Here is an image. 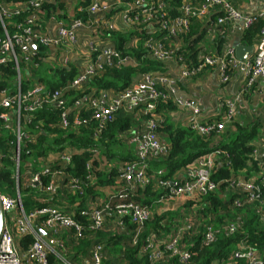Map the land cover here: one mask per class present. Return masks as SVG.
Returning a JSON list of instances; mask_svg holds the SVG:
<instances>
[{
	"label": "built area",
	"instance_id": "obj_1",
	"mask_svg": "<svg viewBox=\"0 0 264 264\" xmlns=\"http://www.w3.org/2000/svg\"><path fill=\"white\" fill-rule=\"evenodd\" d=\"M57 1L64 4L61 12L58 9L45 17L42 5ZM78 1L29 0L13 5L0 0V67L10 66L15 72L10 85L0 89V138L12 137L9 146H0V172L6 169L4 160L9 159L15 189L13 196L0 194V264H126L125 249H137V259L145 257L146 264H171L174 257L185 264L196 251L214 243L219 233L214 226L203 224L199 209L190 208L189 215L180 214L169 222L162 221L161 227L169 228L167 233L159 229L147 232L145 224L154 214L160 215L159 210L167 212L163 209L165 203L198 204L205 195L218 192V185L211 180V170L219 152L197 159L178 180H160L161 171L148 176V162L165 157L170 151L158 131L162 115L156 102L169 101L183 113V125L202 136L223 130L232 117L233 103H226L227 111L221 121L210 124L208 120L218 113L203 114L194 99L177 96L176 81L166 73L165 64L178 67L179 79H194L205 72V67H212L208 69L210 75L216 71L219 82L224 85L240 74L244 92L256 84L264 85V25L253 53L243 62L235 58L232 47L221 57L199 55L198 63L189 67L173 45L166 46L162 38L147 37L144 41L147 56L162 64L163 73L137 74L123 90H100L94 95V91L86 92L88 82L105 66L137 64V60L121 55L115 44L104 43L111 40L112 32L125 33L143 26L147 34L165 31L173 38L187 32L188 20L167 21L158 16L163 9L160 2L155 5L149 0H135V4L117 11L122 0H91L82 12L87 13L84 21L75 11H83ZM211 6H219L223 12L219 23L230 22L239 32L248 29L256 16L264 24V9L240 11L228 0H204L199 7L185 5L183 10L185 16H197L204 21ZM113 10L115 13L108 19L106 14ZM23 11L31 13L24 22L15 24L10 33L3 19L19 16ZM63 14L66 16L60 17ZM46 23L52 27H47ZM136 41L125 47L135 45ZM31 43L37 45L36 50L31 48ZM39 48L43 49L41 55L44 56H38ZM36 59L42 63L57 62L61 67L72 65L77 69L76 75L61 88L49 90L37 82L36 72L33 73L40 65ZM21 67L25 72L24 80ZM2 75L0 69V81H5ZM46 107L62 111L55 125L61 130L78 132L94 122V139L101 137L120 110L133 114L136 124L131 130L120 133L119 138L131 147L134 160L117 165L115 186L105 190L104 198L81 199L92 178L87 176L83 181L68 172L78 152L76 148L66 147L50 153L47 158L24 160L23 155L29 153L27 145L36 142L44 132L42 123L36 121V113ZM171 112L166 113L169 118L174 116ZM69 113H73L70 120L67 119ZM81 113L87 114L81 117ZM253 157L260 164L256 176L226 181L224 206L233 214L222 226L226 236L242 229L244 216L237 214L241 207L255 203L264 206L261 198L264 150L259 155L254 151ZM152 177L157 180L155 189L163 192L154 210L129 200L138 196ZM43 178H48V182L44 183ZM23 189H35L41 196L34 199L36 204L27 207L28 212L20 192ZM256 213L264 226V208H257ZM110 237L123 238L124 250L119 254L109 252L113 247L112 243L107 248ZM25 239H31L26 247L22 244ZM86 240L90 243L80 250L85 252L78 253L76 250ZM212 264H264V253L241 245L226 260H214Z\"/></svg>",
	"mask_w": 264,
	"mask_h": 264
},
{
	"label": "trees",
	"instance_id": "obj_2",
	"mask_svg": "<svg viewBox=\"0 0 264 264\" xmlns=\"http://www.w3.org/2000/svg\"><path fill=\"white\" fill-rule=\"evenodd\" d=\"M4 1L16 5L29 0ZM146 1L144 0V2ZM228 1L236 10L241 11L245 9H240V3L244 2V0ZM90 2L91 0H79V7L83 11L80 12L75 9L78 12L77 17L82 18L84 21L87 19V13L82 12H84V8ZM149 2L155 5L159 2L163 4L161 14L158 16H162L167 21L186 18L188 20L187 32L178 34L173 38L165 31L147 34L143 26H139L136 30L130 29L125 33L112 32L111 39L114 40L116 50L123 56H129L133 60H137V64L114 67L105 66L102 72L97 73L89 80L86 90L87 93L94 91V95H97L100 90H123L131 84L137 74L150 72L163 73L164 69L162 64L147 56L148 48L146 49L144 47V41L147 37H152L153 39L162 38L166 46L173 45V49L176 50L178 56H181L189 67L198 63L199 55L202 58L206 56L221 57L227 48H232L234 43L232 44L231 42V34L234 28L230 22H218V19L223 17V12H221L219 6H211L208 17L202 21L197 16H185L183 7L185 5L199 7L204 3V0H149ZM128 4H135V0H122V3L117 7V11L128 8ZM62 5L64 4L59 3V1L56 3L49 2L43 4L41 10L44 16L48 17L51 13H56L58 9L61 12ZM29 13L31 11H23L19 16L4 18L3 21L6 27H8V31L11 33L15 24L24 22ZM114 13L115 10L106 14V17L109 19ZM129 15L131 16V13ZM65 16L63 14L60 17ZM263 25V21L259 17H254V22L248 29L243 32H238L239 37H236L235 42L240 45L255 47L261 36L260 32ZM134 39L137 40L135 45L126 48L125 45L131 43ZM42 51L43 49H38V56H44L41 55ZM35 61L40 64L33 71V73L36 72L37 82L49 90L61 88L68 81H71L77 72V69L72 65L67 67L57 65L54 67L43 66L42 62L37 59ZM211 68L205 67L203 70L207 71ZM0 69L3 71L2 77L5 78V81H0V89H2L10 85L15 77V72L11 70L10 66L0 67ZM46 70L51 72L50 78L47 76ZM22 83L24 87L27 86L25 85V81ZM71 95L75 94L72 93ZM76 95H80V93ZM225 107V111L222 112L223 115L219 116L218 113L217 116L214 115L208 122L211 124L221 121L224 113L227 111L226 104ZM156 108L161 111L162 115V123L158 131L164 134V139L169 144L170 151L167 156L151 159L148 162V176L155 171H161L162 175L160 180L169 182L178 180L197 159L210 153L219 152L211 170V180L218 185V192L210 193L202 197L200 201L201 208L199 209V212L205 217L203 224L214 226L215 229L219 230V233L214 243L196 251L192 259L185 264H212L214 260L217 262L226 260L241 245L264 253V226L259 215L256 213L257 208H264L261 204L255 203L243 206L238 210L237 214L240 213L244 216V223L241 230H237L230 236H226L222 231V226L228 219L233 217L230 210H226L224 206V187L226 186V181H231V179L236 177L249 179L256 176L260 171V164L253 157V142L258 135V124L255 122H247L243 124L234 123L233 125L234 120L231 117L219 133L213 131L207 136H202L192 129L187 128L185 125L170 120L166 113L174 111L175 107L169 101L158 100L156 102ZM219 111H222L221 108ZM61 112L59 109L53 110L51 107H46L36 113V121L42 123L44 132L38 137L36 142L27 145L29 153L24 154L23 158L25 161L31 158H47L50 153L56 150H62L66 147L76 148L78 152L73 156L72 167L67 169L68 172L83 181H86L87 176H91L92 178L91 183L85 189V194L81 199L88 196L104 198L105 190L115 186V178L118 176L117 165L134 160V155L126 149L125 144L119 138V134L126 130H131L136 124V120L133 114L120 110L115 114L114 120L108 124L101 137L94 139L92 137V132L95 127L94 122L90 124L89 128L86 129L83 127L78 132L57 128L55 125L60 120ZM86 114L81 113V117H85ZM72 117L73 113H69L67 119L70 120ZM11 141V136L0 138V146H9ZM4 165L6 169L0 172V194L13 196L15 189L14 182L11 179L12 172L9 159L6 158L4 160ZM87 166H89L88 169ZM108 166H110L109 169ZM149 179L150 181L141 190L139 195L129 197V200L154 210L156 201L163 192L155 189L157 184L155 177ZM43 182L47 183L48 178H43ZM20 192L26 198L23 204L28 208L36 204L34 199L41 197L35 189H23ZM31 194L35 196L32 201L29 199V195ZM261 198L264 199V192ZM153 203L154 207H152ZM174 217L176 216H173L170 212L164 213L163 215L154 214L145 224V229L147 232L159 229L167 233L169 228H162L161 222H169ZM122 240V237H110L107 242V248L113 243V247L109 249L111 254L116 255L124 250ZM30 242L31 239H25L22 244L26 247ZM89 243L86 240L81 244L80 249L76 251L80 254L85 252L80 250ZM136 250L125 249L124 257L127 261L126 264H146L145 257L140 260L137 259ZM49 261L52 263L51 258ZM171 264L182 263L174 257L171 260Z\"/></svg>",
	"mask_w": 264,
	"mask_h": 264
},
{
	"label": "crops",
	"instance_id": "obj_3",
	"mask_svg": "<svg viewBox=\"0 0 264 264\" xmlns=\"http://www.w3.org/2000/svg\"><path fill=\"white\" fill-rule=\"evenodd\" d=\"M240 7V9L261 10L264 9V0H244L240 3ZM48 26L49 28L52 27L51 24H47ZM233 28H231L233 29L231 34L232 44L236 43V37H239V31L235 27ZM104 43L114 44V40L111 39ZM164 69L176 81V95L194 99L203 114L219 113L220 116L226 109L225 104L232 102L233 125L234 123H257L258 135L253 142L254 151L259 155L264 150V85L256 84L251 90L244 92L242 90L243 80L240 74L234 75L233 80L224 85L219 82L216 71L210 75V71L207 70L194 79L184 80L178 78L177 66L167 63ZM220 108L222 111H219ZM171 113L174 116L170 120L183 125L185 118L183 113L176 109ZM160 137L164 139L162 132H160ZM128 150L132 152L131 147Z\"/></svg>",
	"mask_w": 264,
	"mask_h": 264
},
{
	"label": "rangeland",
	"instance_id": "obj_4",
	"mask_svg": "<svg viewBox=\"0 0 264 264\" xmlns=\"http://www.w3.org/2000/svg\"><path fill=\"white\" fill-rule=\"evenodd\" d=\"M4 1V0H2ZM43 66H59L60 64L59 63H42ZM40 66V65H39ZM47 73V76H49V78L51 77V72L49 70H46L45 71ZM21 74H22V80H24L26 77H25V72L23 70V67H21ZM124 143V142H123ZM125 144V143H124ZM125 147L126 149L128 150L129 147L125 144ZM30 161V160H29ZM22 194V200L23 202L26 200V198L24 197L23 193ZM35 196L33 194L29 195V199L32 201V199L34 198ZM192 202H181V201H174V202H169V203H165L163 204V209H167V212H170L173 216H179L180 214L182 215H189L191 214V211H190V208H195L194 211H196L197 209H200L201 208V202L198 203V204H191ZM25 206V205H24ZM154 207V203H153V206ZM25 210L26 212H28L27 210V207L25 206ZM159 213L163 214L165 213L166 211L164 210H159L158 211ZM166 212V213H167ZM160 214V215H161ZM204 217V216H203ZM205 218V217H204Z\"/></svg>",
	"mask_w": 264,
	"mask_h": 264
},
{
	"label": "water",
	"instance_id": "obj_5",
	"mask_svg": "<svg viewBox=\"0 0 264 264\" xmlns=\"http://www.w3.org/2000/svg\"><path fill=\"white\" fill-rule=\"evenodd\" d=\"M30 46L33 50H36L37 48V45H35L34 43H31ZM232 47L234 48L235 58L239 62H243L246 58H248L253 53L252 46H244V45L234 43ZM1 216H2V212L0 209V219H1Z\"/></svg>",
	"mask_w": 264,
	"mask_h": 264
}]
</instances>
